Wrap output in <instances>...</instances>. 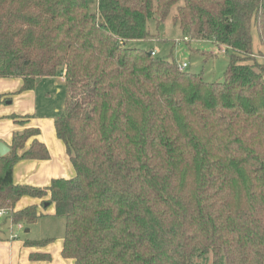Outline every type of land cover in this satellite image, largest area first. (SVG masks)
I'll return each instance as SVG.
<instances>
[{
	"label": "trees",
	"instance_id": "1",
	"mask_svg": "<svg viewBox=\"0 0 264 264\" xmlns=\"http://www.w3.org/2000/svg\"><path fill=\"white\" fill-rule=\"evenodd\" d=\"M180 1L98 0L92 11L86 0H0V77L21 78V91L64 77L55 128L76 171L17 184L19 160L50 153L39 128L16 131L0 156V208L17 225L45 214L16 209L22 197L54 205L73 264H264V61L252 57L264 0ZM176 5L185 34L230 51L223 81L128 45Z\"/></svg>",
	"mask_w": 264,
	"mask_h": 264
},
{
	"label": "crops",
	"instance_id": "2",
	"mask_svg": "<svg viewBox=\"0 0 264 264\" xmlns=\"http://www.w3.org/2000/svg\"><path fill=\"white\" fill-rule=\"evenodd\" d=\"M23 80L21 78L0 77V142L10 148L13 134L26 127L39 128L38 138L44 142L49 150V157L46 159H21L14 167V181L21 185L36 187L48 186L54 178H70L76 173L75 167L67 153L65 143L57 136L55 121L59 113L65 107L66 89L65 79L60 76H49L39 80L36 88L21 91ZM64 91V102H58L55 93ZM30 116L24 120V116ZM17 116V117H16ZM30 141L27 142L29 147ZM9 151V152H10ZM22 152V151H21ZM20 152V153H21ZM43 198L32 196L22 197L16 205V209H22L31 204H37L43 211ZM47 206V205H46ZM44 216H56L55 207ZM41 217V218H42ZM39 218V219H41ZM38 219V220H39ZM3 223L12 224L10 233L0 235V264H73L72 258H65L62 255L64 233L57 239L52 236L36 238L31 236V228H26L24 237L17 225L13 224L10 217L0 219ZM37 220V221H38ZM65 220V219H64ZM36 221V222H37ZM17 226V232L14 231ZM24 228L25 224L23 223ZM27 229H29L27 231ZM41 237V236H40ZM44 245H27L26 240H46ZM54 240H56L54 242ZM32 252L50 253L49 259H31Z\"/></svg>",
	"mask_w": 264,
	"mask_h": 264
},
{
	"label": "rangeland",
	"instance_id": "3",
	"mask_svg": "<svg viewBox=\"0 0 264 264\" xmlns=\"http://www.w3.org/2000/svg\"><path fill=\"white\" fill-rule=\"evenodd\" d=\"M92 11L97 10L98 0H86ZM179 4H183V0ZM178 5L172 8L170 15L166 20L158 25L155 20L150 21L152 35L146 40H135L128 43L129 46L144 48L148 51H155V56L176 61L178 64L187 63L185 71L202 75L208 82L223 81L225 71L230 62V51H224L225 48L219 47L214 41L208 39H193L190 35L185 34L181 27L174 22V16L177 12ZM190 40H184L185 36ZM252 57L258 61H264V45L261 42L260 34L255 21L252 23ZM58 102H64L65 93H55ZM54 205H48L43 208L44 212H49ZM0 222V235H7L11 231L12 224L9 222ZM25 228L21 231L24 237L26 228H31V236L43 238L52 236L57 239L64 233L65 220L62 216H44L35 223H24ZM17 232V226H14ZM41 236V237H40ZM56 240H54L55 242ZM198 264H210V262L197 260Z\"/></svg>",
	"mask_w": 264,
	"mask_h": 264
},
{
	"label": "built area",
	"instance_id": "4",
	"mask_svg": "<svg viewBox=\"0 0 264 264\" xmlns=\"http://www.w3.org/2000/svg\"><path fill=\"white\" fill-rule=\"evenodd\" d=\"M184 40L189 41L190 37L187 35V36L184 37ZM153 54H155V51H153ZM186 66H187L186 62L182 63V64H178V67H179L180 70H184ZM9 213H10L9 210H7L5 208H0V219L9 216ZM17 226H18L19 229H23L24 228L23 223H18Z\"/></svg>",
	"mask_w": 264,
	"mask_h": 264
},
{
	"label": "water",
	"instance_id": "5",
	"mask_svg": "<svg viewBox=\"0 0 264 264\" xmlns=\"http://www.w3.org/2000/svg\"><path fill=\"white\" fill-rule=\"evenodd\" d=\"M10 151V148L5 143L0 142V156L6 155ZM48 205V204H46ZM29 229H27L28 231Z\"/></svg>",
	"mask_w": 264,
	"mask_h": 264
}]
</instances>
